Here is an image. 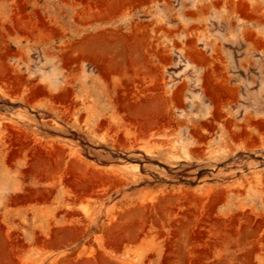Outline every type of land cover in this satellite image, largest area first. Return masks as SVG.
<instances>
[{"label": "rangeland", "instance_id": "1", "mask_svg": "<svg viewBox=\"0 0 264 264\" xmlns=\"http://www.w3.org/2000/svg\"><path fill=\"white\" fill-rule=\"evenodd\" d=\"M100 2L0 0V264H264V0Z\"/></svg>", "mask_w": 264, "mask_h": 264}, {"label": "bare ground", "instance_id": "2", "mask_svg": "<svg viewBox=\"0 0 264 264\" xmlns=\"http://www.w3.org/2000/svg\"><path fill=\"white\" fill-rule=\"evenodd\" d=\"M101 2H103L102 4L103 5H106V13L105 14H112V13H115L116 11H118V10H121L125 5H126V3L128 2V0H112V2H105V0H100ZM100 2V3H101ZM130 2V1H129ZM102 6V5H101ZM101 12V11H100ZM99 12V13H100ZM105 12V11H104ZM138 27H140V26H138ZM135 34L133 35H131V36H129V35H123V36H121V37H116V40H117V42L118 43H122L121 44V48H122V50H125V52L126 53H128V52H131L132 50H134L135 49ZM103 37V36H102ZM97 38H99V36H96V39ZM95 39V40H96ZM94 43H95V41H94ZM123 43L125 44V45H123ZM138 43H140V42H138ZM140 45V44H139ZM87 46V45H86ZM85 45H84V47H86ZM141 46V45H140ZM88 47H89V45H88ZM119 49H116V53H119ZM128 56V55H127ZM70 58V57H69ZM133 60V59H132ZM132 60H130V58H127V59H122V61H119V60H115V62H114V68L115 69H121V68H125L124 66H129V65H131L133 62H134V60L132 61ZM135 63V62H134ZM101 64V63H100ZM104 70H107V69H104ZM110 70H112L111 69V67H110ZM113 71V70H112ZM112 71H111V73H112ZM116 71V70H115ZM114 72V71H113ZM108 73H106V75H107ZM129 105V104H128ZM125 107V106H124ZM205 252V251H204Z\"/></svg>", "mask_w": 264, "mask_h": 264}]
</instances>
